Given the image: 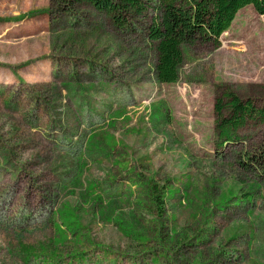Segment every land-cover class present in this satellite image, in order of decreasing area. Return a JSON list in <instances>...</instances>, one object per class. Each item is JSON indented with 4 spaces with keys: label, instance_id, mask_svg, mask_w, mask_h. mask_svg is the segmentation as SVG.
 <instances>
[{
    "label": "rangeland",
    "instance_id": "1",
    "mask_svg": "<svg viewBox=\"0 0 264 264\" xmlns=\"http://www.w3.org/2000/svg\"><path fill=\"white\" fill-rule=\"evenodd\" d=\"M59 2L0 0V264H264V124L222 144L214 113L262 104V18L162 84L152 8L118 26Z\"/></svg>",
    "mask_w": 264,
    "mask_h": 264
},
{
    "label": "trees",
    "instance_id": "2",
    "mask_svg": "<svg viewBox=\"0 0 264 264\" xmlns=\"http://www.w3.org/2000/svg\"><path fill=\"white\" fill-rule=\"evenodd\" d=\"M59 4L61 11L91 6L118 26L124 25L128 15L143 14L152 8L157 17L151 24L148 39L155 46V77L162 84L178 81L183 47L196 43L217 45L244 7L252 6L264 24V0H60ZM214 113L217 139L229 144L238 140V131L249 123L264 124V98L257 106L250 99L241 100L225 92L216 100ZM245 200L249 201V197ZM160 204L157 197L156 205L161 209Z\"/></svg>",
    "mask_w": 264,
    "mask_h": 264
}]
</instances>
